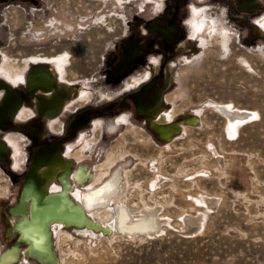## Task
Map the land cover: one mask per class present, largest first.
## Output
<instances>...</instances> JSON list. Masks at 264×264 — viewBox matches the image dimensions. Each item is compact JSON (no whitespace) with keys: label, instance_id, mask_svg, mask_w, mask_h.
Masks as SVG:
<instances>
[{"label":"rangeland","instance_id":"obj_1","mask_svg":"<svg viewBox=\"0 0 264 264\" xmlns=\"http://www.w3.org/2000/svg\"><path fill=\"white\" fill-rule=\"evenodd\" d=\"M104 1L0 0V99L8 85L21 102L9 127H0V257L16 246L8 264H264V0ZM6 63L27 78L50 73L62 107L40 109L46 96L8 83ZM139 92L152 97L149 116L138 111ZM215 103L256 113L230 136ZM22 110L29 116L20 119ZM161 113L169 139L151 127ZM51 149L69 171L46 184L48 163L33 168L37 153ZM98 169L107 175L96 184L117 175L122 204L138 216L154 209L158 227L123 234L53 221L44 249L31 251L17 227L32 222L33 195L13 212L30 173L47 197L56 185L77 206L73 194L85 193ZM91 245L97 255L88 254Z\"/></svg>","mask_w":264,"mask_h":264},{"label":"bare ground","instance_id":"obj_2","mask_svg":"<svg viewBox=\"0 0 264 264\" xmlns=\"http://www.w3.org/2000/svg\"><path fill=\"white\" fill-rule=\"evenodd\" d=\"M102 2L104 3L105 1L102 0ZM69 13H67V14L69 15ZM196 26H197V22L194 24V27H193L194 30L196 29ZM158 28L159 27L156 26V29H158ZM197 28H198V26H197ZM166 33L168 36L171 37L170 33H168V32H166ZM30 38L33 39L32 37H30ZM5 57H6V55H5ZM48 58L44 57V59H48ZM50 58H52V57H50ZM29 59H31V60L43 59V57H38L37 55H31V56H29ZM7 60H8V58H7ZM58 62H59L60 66L56 65V63H53V65H56L58 70L56 69V67H54V68L58 72L59 78L62 81L61 77L63 76V74H62V71L60 70V67H61L60 62L61 61L58 60L57 64H58ZM3 73H4L5 78L8 80L7 81L8 83L12 82L15 86H18V85H20L19 82H21V83L23 82V84L25 86H27V88H29L28 92L36 91L40 94H44L46 97L38 103L40 109H46L47 111L51 112V111L57 110L58 108L60 109L62 107L61 104L64 103V102H62L63 96L60 95L58 92H53L54 79L52 78V75L50 73L46 72L44 69H38L36 71L30 72V75L27 78L24 75V73H22V72L19 73V70L17 68L14 69L9 63H6L4 66ZM0 85H4L1 80H0ZM6 87H8V89H7V92L4 96V99H3V101H1V105H0V121L7 119L8 117H11L13 119V117H12L14 115L13 112L16 111V109L18 107L20 108V103H21L18 99L17 93L12 89V87H10L8 85H6ZM143 94L146 95L145 96L146 100H144V106L143 107L147 111L146 115L149 116L152 113H154L153 102H150L147 99V96H149V94H147L145 92H143ZM150 98L152 99V97H150ZM140 99H143V98H140ZM215 104H216V107L218 108V110H220L227 118V122L225 124L224 131L226 128L227 134L230 136H234L237 133L238 124L242 123L245 120L251 119V117H253L256 113L253 111H249V112L240 111V110H238V108L233 109L234 105L231 103H228V105H224L223 103H215ZM65 106H66V104H65ZM60 111H62V110H60ZM28 116L29 115H28L27 111L22 110L21 112H19L18 117L21 119V118H26ZM50 116L51 117L48 118L49 124H52V126H53V124H55V125L58 124V126H59V122L57 121L58 118L54 119L55 118L54 116H52V115H50ZM165 118L166 117H165L164 113H161V115L158 116V118H157V120L160 121V124H155V122H154L151 124V127L154 130H156V132L159 134L160 137L165 138V139H169L170 126L161 125V124H163V123H161V121L164 120ZM55 125H54V127H55ZM112 129H113V127H112ZM8 138H9V140H8ZM6 139L8 140V144L13 145V142L9 136ZM3 145L4 144L0 143V156H1L2 151L4 150ZM214 153H215V155H217L216 150H214ZM48 154H50L49 159L46 158V155H48ZM108 155H109V153H108ZM111 157H112V154H111ZM36 158H37V163L35 164V167L33 168V170H35L37 168V165L42 163V162L43 163L47 162L49 165L48 167L43 169V175L45 176L44 182H46V184L53 183L54 179L56 181L58 175L62 181H64L66 179L68 171H69V165L66 161H64L58 157L57 152H53L52 149L49 150L48 152H45V151L43 152V150H41L40 152L37 153ZM110 158H109V160L106 159L107 164H108V161H110ZM111 161H112V159H111ZM105 162L103 164H105L107 166V164ZM112 163H113V161H112ZM110 165H111V163H110ZM101 166L103 167V165H101ZM99 169H98V171H99ZM104 169H105V167H104ZM81 170L79 169L78 171L75 172V174H74L75 181H79L80 179H82L84 173ZM106 171L105 170L99 171V173L95 172L94 175L91 176V182L89 184L85 185L86 186V188H85L86 192L85 193L81 194L80 191H78V190L75 191V194H73V196L80 199L79 200L80 205H77V206L67 196L68 194H67V192L64 191L65 189L64 190L58 189V187H56V185H54V187H53V191H52L51 196L47 197V195H46L47 193H45L46 184L43 185V183H40V185L38 184V186H36L35 184L30 183L31 178H33L35 176L34 171H33V176L28 178L29 186H28V188L27 187L25 188V190L22 194L20 205L17 207V209H15V210L13 209V212H16L17 210H19V211L24 210V206H25L24 204H26L25 203L26 199L29 197L30 194L33 195V197H32L33 199L31 202L32 222L31 223L25 222V223H22L21 225H18V227H17L19 232H20L19 236L21 237V239H23V240H25L31 244L30 245L31 251L35 250L39 247L44 249V247L47 243L46 242L47 239L45 238V234L47 233V226L51 222L53 223V221L63 223L65 225V227H70V225L73 224V225H76L77 227H82L84 225L85 227L91 228V229L102 228L103 231H105L107 233H108V231H110V229L113 226L114 229L116 228L117 231H120L123 234L151 233L154 228L158 227V224L156 222V214H155V212H153L154 209H150V208L146 207V211L143 212L142 216H138V215L132 213L131 210L128 208V206H126L125 204H122L121 194L118 193L119 192V190H118V188H119L118 187V181H119L118 179L119 178L117 175H113V176L109 177L101 185L96 184L104 174L107 175ZM156 178H158V176ZM154 180L155 179H153V181ZM55 181H54V184H55ZM41 182H42V180H41ZM66 183L67 182H65V184ZM151 184H152V186H155V184H153V183H151ZM209 201H210L209 198H203V199L199 198V197L195 198L196 203H208ZM111 202H116L117 206L115 207V210L109 209L107 207L108 204ZM129 210L131 213L129 212ZM86 213H88L90 216H92L95 219V221H92L91 219H89L88 216H86ZM134 217H136L135 218L136 220H132V219H134ZM189 218H190V216L188 217V220H190ZM161 219H163V217ZM199 220H200V218H198V217L192 218V221L195 223V225H192L193 228H195L194 229L195 231H196V229L199 228V223H196ZM59 226H61V224H59ZM189 233H190V231H188V234ZM8 235L9 236L11 235L10 229L7 230V236ZM89 242H90V240H89ZM92 243H93V241H92ZM87 245H89L88 242H87ZM87 247H88L87 252L89 255L94 256V255H97L99 253L97 250H99L100 247H95L92 245L87 246ZM43 252H44V250L41 251V253H43ZM15 258H17V248H16V246H13L7 252H5L3 255H1L0 264H8L11 262V260H13Z\"/></svg>","mask_w":264,"mask_h":264},{"label":"flooded vegetation","instance_id":"obj_3","mask_svg":"<svg viewBox=\"0 0 264 264\" xmlns=\"http://www.w3.org/2000/svg\"><path fill=\"white\" fill-rule=\"evenodd\" d=\"M23 17H24V15H22ZM24 19H25V17H24ZM160 28V27H159ZM156 29V27H155V30L157 31V30H160V29ZM164 31H165V34H167L166 32H168V33H170L171 34V37L173 36V32L172 31H170L169 29H163ZM170 37V36H169ZM126 59H127V56H125V58L123 59L124 61H126ZM122 60V61H123ZM121 63V62H120ZM119 63V64H120ZM157 61L155 60V65H157ZM121 65H119V67H120ZM3 82V81H2ZM4 84V83H3ZM3 87L4 86H1L0 85V90L1 89H3ZM5 88V87H4ZM6 94V93H5ZM5 94H3V96H2V99H0V105H1V101H3V99H4V96H5ZM138 98H137V102H138V111H139V113L140 114H145V113H147V111L145 110V108L143 107L144 106V100H146V95L145 94H143V92H139L138 94ZM140 98H143V99H140ZM147 99L150 101V102H152L153 100L149 97V96H147ZM144 109H143V108ZM140 116H142V115H140ZM5 117V116H4ZM10 118L11 117H8L7 119H4V120H2V121H0V127H3V126H6V127H9V125H10ZM1 143V142H0ZM4 146V150L2 151V153H1V156L5 153V145H3ZM53 152H57V150L56 149H54V150H52ZM49 155L50 154H48V155H46V158H48L49 159ZM37 157V156H36ZM37 163V158H36V161H35V164ZM43 163V162H42ZM33 176V172L32 173H30V175H29V177H32ZM54 181H55V179L53 180V183H54ZM11 236V235H10ZM9 235L7 236V237H10Z\"/></svg>","mask_w":264,"mask_h":264},{"label":"water","instance_id":"obj_4","mask_svg":"<svg viewBox=\"0 0 264 264\" xmlns=\"http://www.w3.org/2000/svg\"><path fill=\"white\" fill-rule=\"evenodd\" d=\"M36 156V155H35ZM24 189V188H23ZM23 189L20 191V194H19V198H20V200H21V195H22V191H23ZM19 225H21V224H19ZM17 233H18V235H20V232H19V230L17 229Z\"/></svg>","mask_w":264,"mask_h":264}]
</instances>
